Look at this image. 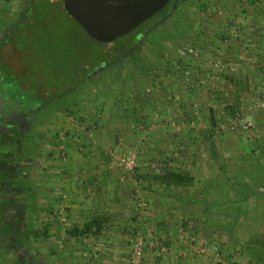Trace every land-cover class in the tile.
Instances as JSON below:
<instances>
[{
  "label": "rangeland",
  "instance_id": "374dc122",
  "mask_svg": "<svg viewBox=\"0 0 264 264\" xmlns=\"http://www.w3.org/2000/svg\"><path fill=\"white\" fill-rule=\"evenodd\" d=\"M33 1L0 0V45ZM170 2L164 19L151 17L133 30L136 41L131 35L102 43L61 0H38L16 47L3 46L0 58L19 73L25 97L43 103L16 135L9 189L5 172L0 176V222L11 229L0 232V264H40L42 177L54 161L70 172L73 157L96 158L98 170L116 173L118 181L145 174L146 186L156 187L160 176L185 174V159L196 152L213 164L227 202L207 212L220 224L207 228L209 254L218 255V264H264V0ZM126 156L134 168L125 166ZM87 185L97 190L100 182ZM9 191L13 203L6 204ZM149 213L135 197L133 223L140 226Z\"/></svg>",
  "mask_w": 264,
  "mask_h": 264
},
{
  "label": "crops",
  "instance_id": "0c3cea01",
  "mask_svg": "<svg viewBox=\"0 0 264 264\" xmlns=\"http://www.w3.org/2000/svg\"><path fill=\"white\" fill-rule=\"evenodd\" d=\"M190 159H185L186 173L177 172L188 182L167 184L160 176L156 187L146 186L143 181L151 177L145 174L118 181L116 173L98 170L96 158L73 157L70 172L54 161L56 166H47L42 177L40 264H127L132 229L138 226L133 223L135 197L146 201L150 211L139 226L145 237L142 264H218L220 258L209 254L206 244L211 239L208 226L218 230L220 224L207 212L223 210L227 202L213 164L197 152ZM93 180L100 182L97 190L87 185ZM180 212L196 222L197 230L181 222ZM192 236L197 238L194 245ZM27 253L31 261L33 252Z\"/></svg>",
  "mask_w": 264,
  "mask_h": 264
},
{
  "label": "water",
  "instance_id": "95a60500",
  "mask_svg": "<svg viewBox=\"0 0 264 264\" xmlns=\"http://www.w3.org/2000/svg\"><path fill=\"white\" fill-rule=\"evenodd\" d=\"M65 12L93 40L126 36L161 12L169 0H61Z\"/></svg>",
  "mask_w": 264,
  "mask_h": 264
},
{
  "label": "flooded vegetation",
  "instance_id": "af4514ba",
  "mask_svg": "<svg viewBox=\"0 0 264 264\" xmlns=\"http://www.w3.org/2000/svg\"><path fill=\"white\" fill-rule=\"evenodd\" d=\"M16 90L15 82L5 83L0 71V176L3 175L2 171L7 174L2 184L8 189L13 182L10 172L13 167L9 166L8 168L7 165L9 164L8 160L17 157L13 152V145L15 146L19 141V137L16 135L24 132L25 125L29 124L30 113L37 110V106L40 105L20 98L18 94H15ZM9 194L12 199L13 193Z\"/></svg>",
  "mask_w": 264,
  "mask_h": 264
},
{
  "label": "trees",
  "instance_id": "16d2710c",
  "mask_svg": "<svg viewBox=\"0 0 264 264\" xmlns=\"http://www.w3.org/2000/svg\"><path fill=\"white\" fill-rule=\"evenodd\" d=\"M36 1H38V0H35V1H33L32 3H31V5H30V8H29V10L25 13V14H23L21 17H20V21H21V24H20V21L18 22V24L15 26L16 28H15V30L11 33V35L10 36H8V39H6L5 40V42H3L1 45H0V51L1 50H3V46L6 44V42L7 41H11V42H13V44H14V46L16 47V45H15V36L20 32V30H21V28H22V24H23V21L24 20H27V19H29L30 17H31V14L32 13H34V12H36L37 10V6H36ZM170 1H172V0H170ZM62 2V1H61ZM170 4H171V2L170 3H168L167 4V6L169 5L170 6ZM168 11H169V8H167L166 10H165V8L161 11V12H159V13H157V14H155L152 18H157V19H164L165 17H166V15H167V13H168ZM151 18V19H152ZM135 31V30H134ZM134 31H132L129 35H126V37H129V36H131L130 37V39H131V41H133V40H135L136 39V35H134L133 33H134ZM22 33V32H21ZM21 35H23V34H21ZM136 41V40H135ZM136 43V42H135ZM2 52V51H1ZM1 52H0V57H1ZM0 71H1V73H2V75H3V77H4V82L5 83H9V82H12V81H14L15 82V84H16V91H15V94L17 95V94H19V93H21V95L25 98V99H27V100H29L28 98H26L25 97V93L23 94V91H24V83L23 82H21V83H16V81H15V77L19 74V73H16V75H15V70L10 66V65H8L6 62H4L3 61V59H1L0 58ZM18 85V86H17ZM38 100H40L39 98H37ZM36 101V102H40V101ZM30 101V100H29ZM35 102V101H34ZM33 102V103H34ZM43 103V102H42ZM41 104V103H40ZM234 110L233 109H231V112H233ZM5 174V177L7 176V174L6 173H4ZM163 181L165 182V183H167V184H172V183H180V184H184V183H186V182H188V178L185 176V175H181V174H179V173H177V172H169V173H167L164 177H163ZM10 192H7V194H5V203L6 204H8V203H13V198L11 199V197H9V194ZM10 201V202H9ZM17 211V210H16ZM15 211V212H16ZM0 212H1V203H0ZM5 220V219H4ZM4 220H2V222H0V232L1 233H4V232H9V233H11V229H10V227H9V225H7L6 223H5V221Z\"/></svg>",
  "mask_w": 264,
  "mask_h": 264
},
{
  "label": "built area",
  "instance_id": "2783aa9c",
  "mask_svg": "<svg viewBox=\"0 0 264 264\" xmlns=\"http://www.w3.org/2000/svg\"><path fill=\"white\" fill-rule=\"evenodd\" d=\"M250 127V124H245L242 126V129L247 131ZM123 161L125 162V166L129 169H132L136 166L134 158L131 156H126ZM139 209V212L143 210L145 207L144 204L141 202H138L136 205ZM137 216V220L141 221V215ZM189 228L191 230L195 229L193 224H188ZM135 233L132 238V247H131V254L128 259V264H142V259L144 256V247H145V241H144V234L143 231L139 228V225L135 227ZM194 236H192L191 241H194Z\"/></svg>",
  "mask_w": 264,
  "mask_h": 264
}]
</instances>
